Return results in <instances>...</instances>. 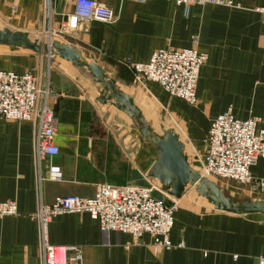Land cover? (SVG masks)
Instances as JSON below:
<instances>
[{
    "label": "crops",
    "instance_id": "1",
    "mask_svg": "<svg viewBox=\"0 0 264 264\" xmlns=\"http://www.w3.org/2000/svg\"><path fill=\"white\" fill-rule=\"evenodd\" d=\"M46 1L0 0V21L12 31L27 32L45 45L60 39L82 56L76 64L59 54L0 45L1 69L31 71L41 87L54 92L50 103L60 149L38 165L36 122L0 118V203L15 200L19 210L0 217V264H40L39 223L32 218L39 203H52L60 195L92 197L102 183L155 185L157 197L176 200L170 238L184 245L156 248L148 234L137 240L129 233L103 231L86 212L57 215L48 226L50 242L80 246L83 264H264V213L219 209L193 182L181 197L171 195V184L150 175L159 158L157 146L86 64H98L149 127L169 122L165 127L184 144L187 162L202 174L200 158L214 119L228 109L239 119L264 118V15L258 10L264 0L193 5L187 15L169 0H105L117 15L115 22L90 21L64 36L55 33L75 0H52L51 10ZM192 46L208 55L196 104L171 97L156 82L137 83L126 64L146 62L157 49ZM251 170L264 178V157ZM203 176L236 200L264 201L263 193L243 184L240 189L230 184L236 192Z\"/></svg>",
    "mask_w": 264,
    "mask_h": 264
},
{
    "label": "built area",
    "instance_id": "2",
    "mask_svg": "<svg viewBox=\"0 0 264 264\" xmlns=\"http://www.w3.org/2000/svg\"><path fill=\"white\" fill-rule=\"evenodd\" d=\"M184 8L187 15L193 5L226 3L224 0H169ZM52 8V0H47ZM264 15V7L258 9ZM117 15L105 0H75L73 11L66 14L57 35L67 34L90 21L113 23ZM197 42V37L194 38ZM208 55L197 46L155 50L146 62L126 61L134 72L135 81L160 84L171 97L190 104L197 103V82ZM54 92L50 86L41 87L31 72L17 73L0 68V118L14 121L34 120L35 156L38 165L45 158L59 154L55 138L58 121L50 100ZM261 126V127H259ZM207 149L200 158L203 175L239 182L252 192L264 194V178L254 176L252 166L264 157V118L251 115L246 119L235 117L231 109L220 114L211 123ZM155 185L99 184L92 197L78 195L57 196L52 203L40 202L32 218L39 223L40 264H83L82 249L78 245L50 242L48 226L63 213H89L99 221L103 231L129 233L140 239L148 234L156 248L170 249L175 245L170 234L179 208L176 200L166 201L154 194ZM16 201L0 203V217L18 215Z\"/></svg>",
    "mask_w": 264,
    "mask_h": 264
},
{
    "label": "water",
    "instance_id": "3",
    "mask_svg": "<svg viewBox=\"0 0 264 264\" xmlns=\"http://www.w3.org/2000/svg\"><path fill=\"white\" fill-rule=\"evenodd\" d=\"M0 44L10 46L11 49L23 47L35 52H45L59 54L63 58L76 64L80 62L81 53L76 48L69 46L60 40H54L52 46L33 41L29 34L24 31H12L1 27L0 24ZM88 68L98 78L103 85L113 91L114 97L123 109L129 113L138 125L140 132L157 146L159 158L154 162L150 175L157 177L165 185L171 184L170 194L174 197H181L185 187L190 183H198V190L201 194L211 198L217 208L236 213L261 212L264 213V201L244 202L234 199L228 195L226 190L218 187L212 181L205 178L199 171H195L187 162L184 155V144L179 140L173 129L165 130V136H153L151 128L140 116L139 110L133 105L127 93L121 91L113 81H107L103 76L102 68L93 62L86 63Z\"/></svg>",
    "mask_w": 264,
    "mask_h": 264
},
{
    "label": "rangeland",
    "instance_id": "4",
    "mask_svg": "<svg viewBox=\"0 0 264 264\" xmlns=\"http://www.w3.org/2000/svg\"><path fill=\"white\" fill-rule=\"evenodd\" d=\"M0 24H1V27L2 28H4V27H7V26H5V24L3 23V22H1L0 21ZM8 28V27H7ZM10 29V28H9ZM55 34H57V32L55 33ZM53 36L54 37H56V39H59L56 35H54L53 34ZM59 36H64V34H62V35H59ZM31 40H33V41H37V42H41L42 44H46L44 41H40L39 39H31ZM60 40V39H59ZM1 45V44H0ZM2 45H5V44H2ZM47 45H49V44H47ZM51 46H52V42H51V44H50ZM49 45V46H50ZM6 46H8V45H6ZM50 46V47H51ZM9 48H10V46H8ZM11 49V48H10ZM27 50V48H23V47H18V48H15V49H11V50ZM83 66V65H82ZM83 69H87L86 68V66H83L82 67ZM107 74V73H106ZM106 74H104L103 73V76L105 77V79H107V80H111L110 78H109V76L108 75H106ZM95 81V80H94ZM97 83V82H96ZM90 87L92 86L91 84L89 85ZM97 88H99V90H101L103 93L105 92V93H107L106 92V89H105V87L102 85V84H98L97 83V86H96ZM108 94V93H107ZM55 111V110H54ZM165 125H168V127L170 126L169 125V122H165L164 124H161V125H159V126H153V127H150L151 128V132H152V134H153V136H164L165 135V133H164V131L167 129V127H165ZM196 168V167H195ZM196 170H198V169H196ZM201 171H202V169H201ZM209 176V175H208ZM215 178H217L218 179V182L220 183V184H222L223 186H227V187H229L230 189H232V190H234V191H238V190H236V188H234V187H232V186H230V184H236V186L238 185V187L237 188H241L242 187V185H241V183H239V182H234V181H232V180H226V179H222V178H219V177H215ZM152 183V182H151ZM103 184V183H102ZM108 184H110V183H108ZM113 185H115V184H113ZM126 185V184H125ZM134 185V184H133ZM139 186V185H138ZM149 186V185H148ZM146 187V186H145ZM98 188V187H97ZM156 196V195H155ZM157 197V196H156ZM164 199V198H163ZM166 200V199H165ZM9 201H15V200H9ZM4 217V216H3ZM171 239V238H170ZM172 241V240H171ZM176 245V244H175ZM178 247V246H177ZM173 248H175V247H173ZM162 249H166V248H162ZM170 249H172V248H170Z\"/></svg>",
    "mask_w": 264,
    "mask_h": 264
}]
</instances>
